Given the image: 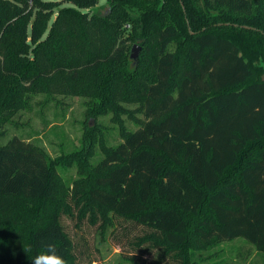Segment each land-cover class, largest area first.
I'll return each instance as SVG.
<instances>
[{
    "label": "trees",
    "instance_id": "16d2710c",
    "mask_svg": "<svg viewBox=\"0 0 264 264\" xmlns=\"http://www.w3.org/2000/svg\"><path fill=\"white\" fill-rule=\"evenodd\" d=\"M99 2L0 0V134L39 93L89 98L121 126L92 181L60 198L38 145L0 143V264H30L52 227L78 264L63 215L102 240L117 218L142 227L135 264H189L193 242L237 238L264 253V0Z\"/></svg>",
    "mask_w": 264,
    "mask_h": 264
},
{
    "label": "rangeland",
    "instance_id": "374dc122",
    "mask_svg": "<svg viewBox=\"0 0 264 264\" xmlns=\"http://www.w3.org/2000/svg\"><path fill=\"white\" fill-rule=\"evenodd\" d=\"M94 10L102 15L109 14L112 0H100ZM138 13L139 9L132 10L133 15ZM125 28H129V24ZM133 33L125 30L122 35L128 38ZM135 44L140 45L137 40L131 41L130 54ZM254 62L258 66L264 65L262 59L256 58ZM32 104L30 110H22L9 117V123L0 134V143L6 144L18 135L38 145L54 168L59 198L65 195L75 180L88 185L94 178V166L103 156L104 147L121 140V126L113 121L111 112L94 116L91 112L93 102L82 96L49 97L39 93L33 96ZM122 116L129 127L134 126L127 114ZM61 221L75 244L78 264H135L128 257L136 256L143 263L140 249L132 242L135 236L143 233L142 227L117 218L115 226L102 240L97 225L84 221L77 226V221L67 215H63ZM195 222L192 220V224ZM45 242L46 245L54 244L61 254L66 248L56 227L47 230ZM143 258L145 262L153 260L147 254ZM189 264H264V253L241 238L210 247L193 242L189 250Z\"/></svg>",
    "mask_w": 264,
    "mask_h": 264
},
{
    "label": "clouds",
    "instance_id": "9594fccd",
    "mask_svg": "<svg viewBox=\"0 0 264 264\" xmlns=\"http://www.w3.org/2000/svg\"><path fill=\"white\" fill-rule=\"evenodd\" d=\"M30 264H67V262L54 244H48L31 260Z\"/></svg>",
    "mask_w": 264,
    "mask_h": 264
},
{
    "label": "water",
    "instance_id": "95a60500",
    "mask_svg": "<svg viewBox=\"0 0 264 264\" xmlns=\"http://www.w3.org/2000/svg\"><path fill=\"white\" fill-rule=\"evenodd\" d=\"M181 4L183 6V9L185 10V7H184V4H183L182 0H181ZM242 27H245V28H253L254 29V27L247 26V25H243ZM140 48H141V46L138 45V44H135L132 47L131 54H130V56H131L132 59H134V60H137L138 59ZM90 124H92V122H90Z\"/></svg>",
    "mask_w": 264,
    "mask_h": 264
}]
</instances>
